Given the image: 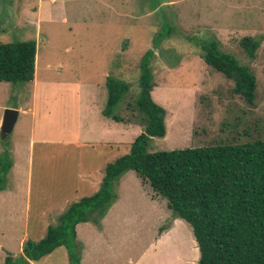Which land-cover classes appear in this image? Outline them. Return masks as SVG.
Listing matches in <instances>:
<instances>
[{
	"label": "rangeland",
	"instance_id": "rangeland-1",
	"mask_svg": "<svg viewBox=\"0 0 264 264\" xmlns=\"http://www.w3.org/2000/svg\"><path fill=\"white\" fill-rule=\"evenodd\" d=\"M244 37L260 42L253 58L240 45ZM204 39L216 40L254 73L252 106L234 94L233 82L203 62L197 44ZM27 40L36 42L37 84L0 82V126L5 109H20L5 140L0 131V156L9 151L16 163L0 192V264L22 254L20 241L43 238L69 204L95 194L105 167L129 152L142 127L127 102L139 93L147 50H153L151 98L165 111L166 129L163 138L151 140L148 153L264 140V0H0V43ZM107 77L131 86L113 110L127 123L100 114ZM33 121L26 197L25 177L16 174L25 156L13 155L12 148L27 147ZM109 126L111 135H103ZM144 188L152 190L134 171L113 181L110 207L133 220L128 227L116 218L105 225L79 223L81 264L135 262L160 236L151 264H198L187 223L166 207L163 220L152 227L156 214L142 198ZM68 261L62 246L28 264Z\"/></svg>",
	"mask_w": 264,
	"mask_h": 264
},
{
	"label": "trees",
	"instance_id": "trees-1",
	"mask_svg": "<svg viewBox=\"0 0 264 264\" xmlns=\"http://www.w3.org/2000/svg\"><path fill=\"white\" fill-rule=\"evenodd\" d=\"M259 44L251 37L240 42L249 58L254 57ZM197 46L203 62L233 82L234 94L252 106L257 82L250 68L222 51L214 39H204ZM152 56L153 50L142 56L139 93L127 102L142 127L129 152L105 167L95 194L71 203L43 238L25 241L22 254L7 256L4 264L36 263L62 246L68 251V264H80L76 226L88 221L99 224L115 199L111 192L113 181L128 171H134L165 199L174 219L191 227L199 252L198 264H264V140L148 153L151 140L166 134L165 111L151 98ZM35 57L34 40L0 43V82L30 83ZM105 85L107 102L102 115L127 123L113 110L131 86L112 77L106 78ZM9 155L4 151L0 156V191L12 167Z\"/></svg>",
	"mask_w": 264,
	"mask_h": 264
},
{
	"label": "crops",
	"instance_id": "crops-1",
	"mask_svg": "<svg viewBox=\"0 0 264 264\" xmlns=\"http://www.w3.org/2000/svg\"><path fill=\"white\" fill-rule=\"evenodd\" d=\"M35 59H36V57H35ZM35 72H36V70L34 67V77H33V80L30 82V83H34V85L37 84V80L35 79ZM33 97H34V94H33ZM17 109L19 110L18 112H20V109L19 108H17ZM101 113H102V110L100 111V114ZM34 128L35 127H34V121H33L32 125L30 127V137H29L28 145L24 150L19 151L17 148H12V150H14L13 155L22 154V156H25V160L19 166V168H18L19 171H17L16 174H22L25 177V179H23V180L26 183V197L30 193V186H31V168H32V158H33V145L35 142V140L33 138L34 133H35ZM103 135H105V136L111 135V127L110 126L104 130ZM15 166H16V163L14 161L12 163V167H11L9 172H11L15 168ZM2 191H4V190H2ZM2 191H0V192H2ZM143 192L144 193H143L142 198L146 201V205H147L148 209L150 210V212L152 214H156V222L154 221L152 223L153 224L152 227H154L158 223H160V221L163 220V218L165 217V213L167 211L166 210V207H167L166 201H165V199L156 195L152 190H148V189L146 190L145 189V191H143ZM116 202H118V199ZM114 209H115L114 205L108 209L105 216L100 220L101 225H105V223L108 221L109 218L111 219V223L114 222V218H116L115 220L117 222H118V220H121L120 225H122L123 227H128L127 223L129 222V224H130L133 219L131 217L119 216L118 214L115 213ZM29 211H30V207L27 203L25 212L29 213ZM141 220H142V222L144 221V219H139V221H140L139 223H142ZM77 227H78V225L76 226V228ZM154 240H155V242L150 245V248L148 250H144V252L139 256V258L135 262H133V261L128 262V264H151L150 260L153 257H155L156 254H159L158 252H159L160 245L163 241V236L157 237ZM25 241H27V240H22L19 242L20 247L23 246V242H25ZM36 241H38V240H36ZM78 241H80V240H78ZM83 248H84V246H83ZM147 259H149V260L147 261Z\"/></svg>",
	"mask_w": 264,
	"mask_h": 264
},
{
	"label": "water",
	"instance_id": "water-1",
	"mask_svg": "<svg viewBox=\"0 0 264 264\" xmlns=\"http://www.w3.org/2000/svg\"><path fill=\"white\" fill-rule=\"evenodd\" d=\"M18 110L16 109H5L2 116L0 131L1 140H5L7 135L10 134L17 122Z\"/></svg>",
	"mask_w": 264,
	"mask_h": 264
}]
</instances>
